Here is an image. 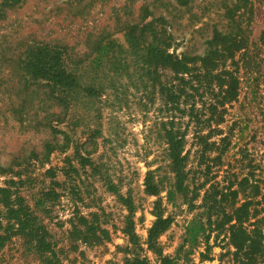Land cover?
Listing matches in <instances>:
<instances>
[{"label": "rangeland", "instance_id": "rangeland-1", "mask_svg": "<svg viewBox=\"0 0 264 264\" xmlns=\"http://www.w3.org/2000/svg\"><path fill=\"white\" fill-rule=\"evenodd\" d=\"M188 6L179 8L174 0H0V188L12 191L11 199L20 197V208L29 209L33 226L43 227L49 242L40 249L11 237L0 244V264H124L136 256L148 264L161 256L172 264H234L228 226L249 189L236 187L231 176L247 172L246 160H233L245 149L261 164L263 152L264 0H191ZM139 8L151 16L142 19ZM169 8L175 11L167 15ZM157 16L169 25L167 51L176 55L202 54L212 34L241 39L245 47L225 60L238 92L221 125L233 129L222 159L213 153L199 159L186 119L175 125L185 132L188 151L185 191L177 190L167 168L160 137L167 115L152 87L169 73L143 64L148 58L135 47L143 45L141 38L123 31ZM37 46L60 52L62 66L77 78L65 104L49 98L41 80H27V47ZM86 86L94 94L80 91ZM148 171L157 197L144 191ZM231 190H237L235 198ZM155 203L170 219L156 240L159 254L147 248ZM5 214L0 203L2 226ZM90 214L108 239L69 244L70 218L89 220Z\"/></svg>", "mask_w": 264, "mask_h": 264}, {"label": "trees", "instance_id": "trees-1", "mask_svg": "<svg viewBox=\"0 0 264 264\" xmlns=\"http://www.w3.org/2000/svg\"><path fill=\"white\" fill-rule=\"evenodd\" d=\"M10 1L13 4L18 0ZM174 2L179 8L191 9L188 6L191 0H174ZM139 10L143 14L142 19L151 16L145 8H139ZM171 11L175 10L173 8L164 10L167 15ZM142 19L141 22L126 24L123 26V31L128 36L137 35L141 38L143 45L135 47L142 48V52L148 58V61L142 60L143 64L151 63L156 71L154 73L159 70H167L169 73L165 83L160 85L153 80L152 87H157L161 96V108L167 115L160 136L165 145L167 168L173 176L177 190L185 191L183 182L186 177L184 169L188 151L184 150L185 132L175 128V125L182 124L181 117L186 119V128H191V146L196 147L199 159L208 160L211 153L215 154L213 159H222L231 146L233 129L230 126L223 131L221 125L225 122L228 106L235 100L238 92L237 78L234 72L225 66V60L229 59L235 51L245 47L242 46L241 39L212 34L204 42L202 54L176 55L174 50L167 51L170 37L164 32L169 25L164 17L157 16L148 23H144ZM260 38L264 42V31ZM99 44H95V47ZM61 59L60 52L46 46L27 47L24 69L29 78L27 80L31 82L41 80L39 84L50 89L48 97L58 104H65L73 93L72 88L77 86V78L73 72L66 71ZM217 67H219L218 72ZM54 88L56 91L53 94ZM93 89L92 86H86L85 90L80 91L94 94ZM262 145L263 152L259 154L262 165L253 163L252 157L246 153L245 149L239 152V160H233L235 162L246 160L247 172L243 175L233 172L231 176L236 187L249 189L246 201L237 208H233L234 224H229L230 217H224L226 224H229V244L233 250L229 254L234 264H264V143ZM143 186L146 194L158 196L159 188L152 172H146ZM230 194H233L235 198L237 190H231ZM9 195H14L9 188H0V203L6 213L4 226L0 219V229L3 227L0 244L9 241L11 237H19L24 244H38V248L44 249L46 244H49L47 231L43 227L40 230L35 229L32 224L34 215L27 207L20 208L21 200L18 195L12 199ZM256 197L259 199L256 200ZM155 204V220L147 230V248L159 254L156 240L168 228L170 219L162 217L159 205ZM89 216V220L80 215L70 218L69 230L66 232L69 244L95 245L108 239V232L100 228L95 221L96 215ZM242 218V221H245V223L242 222L244 226L240 222ZM124 233L132 240L131 232L124 231ZM124 264H148V262L136 256ZM157 264H172V262L169 258L161 256Z\"/></svg>", "mask_w": 264, "mask_h": 264}]
</instances>
